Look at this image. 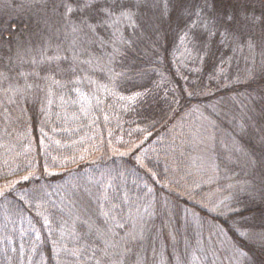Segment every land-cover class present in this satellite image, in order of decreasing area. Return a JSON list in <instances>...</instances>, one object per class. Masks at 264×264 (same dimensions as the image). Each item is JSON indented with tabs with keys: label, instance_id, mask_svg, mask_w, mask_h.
Wrapping results in <instances>:
<instances>
[{
	"label": "trees",
	"instance_id": "trees-1",
	"mask_svg": "<svg viewBox=\"0 0 264 264\" xmlns=\"http://www.w3.org/2000/svg\"><path fill=\"white\" fill-rule=\"evenodd\" d=\"M84 3L0 0V264H264V0Z\"/></svg>",
	"mask_w": 264,
	"mask_h": 264
},
{
	"label": "rangeland",
	"instance_id": "rangeland-1",
	"mask_svg": "<svg viewBox=\"0 0 264 264\" xmlns=\"http://www.w3.org/2000/svg\"><path fill=\"white\" fill-rule=\"evenodd\" d=\"M111 150V152H113V153H117L115 150H112V149H110ZM119 153H122V154H125V153H127V151H119ZM203 162H205V164H204V166H202V167H204V169H205V172H207V171H210V172H212V171H214V169L212 168V165L210 164V159L209 158H206V159H203Z\"/></svg>",
	"mask_w": 264,
	"mask_h": 264
},
{
	"label": "snow or ice",
	"instance_id": "snow-or-ice-1",
	"mask_svg": "<svg viewBox=\"0 0 264 264\" xmlns=\"http://www.w3.org/2000/svg\"><path fill=\"white\" fill-rule=\"evenodd\" d=\"M90 2H91V0H85V3L83 4V6L84 7H90ZM68 10L71 11L72 9L69 8Z\"/></svg>",
	"mask_w": 264,
	"mask_h": 264
}]
</instances>
